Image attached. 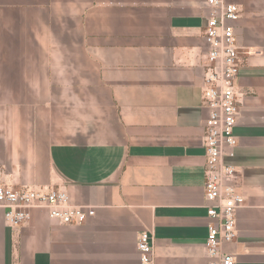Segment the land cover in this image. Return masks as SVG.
Here are the masks:
<instances>
[{"label":"crops","instance_id":"0c3cea01","mask_svg":"<svg viewBox=\"0 0 264 264\" xmlns=\"http://www.w3.org/2000/svg\"><path fill=\"white\" fill-rule=\"evenodd\" d=\"M225 1L241 11L238 144L225 162L245 197L225 250L264 264V0ZM210 12L207 0H0V184L60 187L95 210L78 225L45 209L20 227L1 217L0 264H141L143 231L153 264H209Z\"/></svg>","mask_w":264,"mask_h":264},{"label":"built area","instance_id":"2783aa9c","mask_svg":"<svg viewBox=\"0 0 264 264\" xmlns=\"http://www.w3.org/2000/svg\"><path fill=\"white\" fill-rule=\"evenodd\" d=\"M211 7L204 30L208 43L207 65L201 89L202 100L209 111L205 124L206 148L205 197L208 223L205 247L209 264H236V257L226 252V243L237 237V211L245 197L229 182L237 169L225 162L235 155L238 138L240 100L237 79L241 69V53L235 34V23L241 16L237 4L225 0H207ZM33 209H45L51 220L78 225L95 214L92 207L76 204L60 187L23 186L14 188L0 184V218L12 227L31 220ZM141 264H153L155 247L150 232L143 231L137 242Z\"/></svg>","mask_w":264,"mask_h":264},{"label":"rangeland","instance_id":"374dc122","mask_svg":"<svg viewBox=\"0 0 264 264\" xmlns=\"http://www.w3.org/2000/svg\"><path fill=\"white\" fill-rule=\"evenodd\" d=\"M55 43H56V41H55ZM66 73H64V72H61V75H65ZM67 90H70V91H73V89H66V91ZM83 90H86V89H83ZM51 96H52V94H51ZM50 104H51V107H57V104L55 103V102H53V99H50ZM64 106H66V107H69L68 105H64ZM52 112V111H51ZM50 112V113H51ZM51 115H52V113H51ZM56 120H57V117H56V115H55V113L53 112V118L51 117V122H50V125H51V127H53V124L56 122Z\"/></svg>","mask_w":264,"mask_h":264}]
</instances>
